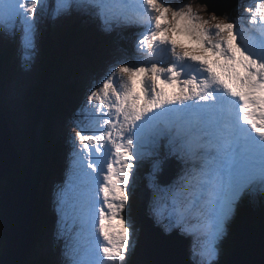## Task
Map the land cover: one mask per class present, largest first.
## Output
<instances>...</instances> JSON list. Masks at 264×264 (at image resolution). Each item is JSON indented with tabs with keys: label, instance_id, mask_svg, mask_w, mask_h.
Masks as SVG:
<instances>
[{
	"label": "snow or ice",
	"instance_id": "6c2138e0",
	"mask_svg": "<svg viewBox=\"0 0 264 264\" xmlns=\"http://www.w3.org/2000/svg\"><path fill=\"white\" fill-rule=\"evenodd\" d=\"M61 0L105 33L135 26L132 53L89 84L69 131L68 180L54 191L64 264H128L134 225L125 209L134 169L180 172L154 185L152 215L194 239L197 264H214L242 197H264V0L221 19L211 0ZM44 0H0V33L21 34L25 68ZM209 13H213L209 15Z\"/></svg>",
	"mask_w": 264,
	"mask_h": 264
},
{
	"label": "rangeland",
	"instance_id": "374dc122",
	"mask_svg": "<svg viewBox=\"0 0 264 264\" xmlns=\"http://www.w3.org/2000/svg\"><path fill=\"white\" fill-rule=\"evenodd\" d=\"M216 1L218 4L215 5L216 11L214 14L220 16L221 19H224L228 16H236L239 14L242 7L253 3L251 0H241L230 9L231 11L228 13H222L226 7L232 4V0H224L223 3H221L220 0ZM44 2V11L41 12L39 9L37 11L38 24L34 41V50L31 54V59L28 62L27 68L24 66L25 61L23 60V57L25 55V50L22 46L21 34L19 32H16L15 35L0 33V52L4 55L5 52L8 53L9 49L11 50V48H13L11 55L7 56L9 59L8 66H6V63L4 62L2 75L3 81L0 84V117L6 119L9 124L10 135L12 136L11 141L13 145H15L14 147L18 154V158L16 159L17 163L15 165V170L17 173L21 169H25L26 171L32 167V161H35L34 159H31L32 152L34 151L33 148L35 149L37 142L42 139L41 127L43 123L41 122L42 124L40 123L37 126V130L35 132L34 121L36 123L35 116L37 110L42 106L45 108L44 105L35 108L37 101L40 99L39 91L41 89L39 84L45 73L44 64H46L47 61L44 47L46 42L45 34H47L49 31L51 37L57 35L58 38H61L62 36L64 37L68 35L66 34V31L70 24L77 23L85 26V29H82L81 31L82 39H78L77 43L72 48L70 56L65 59V63L60 67V73L53 77L47 78V80H49L48 82L52 83L53 85L63 84V86L72 87H67L64 89L63 95L66 99L59 110L61 112L57 115H54L51 120L52 131L49 133V144L53 149L51 158H54V160L50 162L52 166V169L50 168V170L53 172L55 169L58 170L57 167L61 154V170L63 171L64 166L71 158L72 148L68 134L72 127V118L74 113L78 111L85 101L86 91L89 84H91L94 80L99 79L101 70L107 62L116 57L125 54L130 55L132 53L135 39L137 38V34L140 31V29L137 27L130 26L108 34L101 30L99 22L96 19L94 20L93 17H91V19L87 15L82 14L75 9H72L67 13L57 14L56 10L61 4V0H44ZM172 2L181 3L182 0H172ZM190 2L194 4L195 10L198 12H203L207 6L206 3H201L200 0H190ZM211 14L213 13H209V15ZM54 48V51L62 50L59 46V43H54ZM44 90L48 91V89ZM49 113L50 112L48 111L47 115ZM56 144L59 145L58 148H55ZM62 149L63 153H61ZM160 159L162 160V163L158 170L153 169L152 159L146 158L142 162H139L138 166L134 169L132 177L133 183L130 185V188H135L136 185L139 186L141 184L143 177L140 178L138 174H136L137 170L140 171L142 164L149 162L151 165V170L144 178L146 187L150 191V203L148 207V211H150L149 213H151L150 205L154 196V185L158 186L160 189H165L174 180H176L180 172L179 169V172L176 171V175L173 173L174 167L172 157L164 158L161 156ZM28 164L30 165L29 167H27ZM67 167L69 170L70 164H68ZM57 170L52 173V175H54L53 183L49 182L50 189L49 191L46 190L45 196L43 194L45 193L43 186L45 182L49 180V178H46L40 185H37L36 187L35 200L37 199V202H39V199L43 201L44 210H46L44 207L45 200L48 201L49 199V203L54 205V193L51 190L56 189L54 187L55 183L56 185H63L65 183V180L62 179L61 181L58 177H55V175H57ZM160 173H166L167 175L171 174V176L165 183H160ZM23 174L24 172L22 171V176ZM20 180H22V178ZM1 188L3 189L4 187ZM47 188L48 185L46 189ZM2 189H0V193L2 192ZM133 192L134 191H132V195ZM244 198L245 196L242 197L239 202L241 203ZM135 203L136 200L134 201L133 197L132 199L130 198L129 205L126 207L125 213L134 225L135 231L133 239L136 241L139 229L138 224L136 223L137 221L132 217V213L135 212ZM55 210L56 209L54 205V209H52L51 212H54ZM51 212H48V209L46 210V214L48 216L47 221L51 220L50 228H47V226H37L35 228L38 229V231H34L33 239H31L30 250L28 251V257L30 256L32 259L39 262L48 260V264H64L65 258L62 255L64 240L57 237V224L54 225V216ZM239 212V206L237 205L234 216L227 224L226 235L224 236L226 239L224 238L225 240L222 239L219 242V254L217 259L221 256L220 250L224 241L225 245L229 243L228 239L230 236L228 232L231 222L235 217H237ZM48 223L49 222L44 224L48 225ZM162 228L164 231V225ZM254 230L256 231L257 237H259L261 235L260 232L257 229ZM165 232L169 234L176 232L179 236L189 239L188 247L183 246L179 247L178 249H175L174 247L167 248V250H169L171 253H174L175 258H183L184 264H190V258L195 260L197 263L198 258L193 256V237L191 238L189 235L182 233L178 229ZM245 233L249 235L255 232L245 231ZM54 235H56V237L53 240L52 237ZM4 248L5 246L0 241V254L3 253ZM130 256L131 254L129 255V258ZM129 258L128 264H130Z\"/></svg>",
	"mask_w": 264,
	"mask_h": 264
},
{
	"label": "water",
	"instance_id": "95a60500",
	"mask_svg": "<svg viewBox=\"0 0 264 264\" xmlns=\"http://www.w3.org/2000/svg\"><path fill=\"white\" fill-rule=\"evenodd\" d=\"M224 0H220L223 3ZM217 5L216 0H211ZM233 2V0H232ZM220 3V4H221ZM233 4L226 7L222 13H226ZM3 64L0 62V84L2 83ZM47 109L40 107L36 115L37 127L45 119ZM9 124L6 119L0 117V186L6 176L16 165L18 154L12 144ZM11 142V143H10ZM33 166L24 172L22 180L5 187L1 192L0 226L5 241V248L0 257V264H24L30 249L31 238L34 232L32 220L35 206V193L37 181ZM141 205L138 208L140 231L136 239V246L130 256V264H184L183 258H175L174 253L167 250L168 247L178 249L180 244L175 236L164 237L154 226L152 218L147 215V207L150 202L148 188L140 190ZM255 229L253 227L248 230ZM260 236L255 233H245V228H239L236 233V244L222 264H264V230H258ZM151 252V253H150ZM149 256V259H145ZM150 261V262H149Z\"/></svg>",
	"mask_w": 264,
	"mask_h": 264
},
{
	"label": "trees",
	"instance_id": "16d2710c",
	"mask_svg": "<svg viewBox=\"0 0 264 264\" xmlns=\"http://www.w3.org/2000/svg\"><path fill=\"white\" fill-rule=\"evenodd\" d=\"M92 26V25H91ZM82 29H85V26H82L80 24L74 23L70 24L66 31V36H62L61 38H58V36L51 37L50 32L48 31L47 34H45V54H46V64H44V75L42 80L40 81V91H39V97L40 99L37 101L35 108H38L41 105H44L45 107H49V114L45 118V120L41 123V132H42V139L37 142L35 149L33 148L31 159H34L35 161H32V166L35 171V176L37 179V183L39 184L41 178L46 179L50 178L52 176V170L50 168L52 167L50 162L54 160V158H51L52 156V147L49 144L50 143V131H52V123L51 120L53 116L57 113H60L59 111L61 109V106L64 104L65 97L63 95L65 88H72L71 86H63V84H52L49 83L47 80L48 77H53L60 73V67L63 66L65 63V59H67L70 54L72 48L77 43L78 39H82ZM132 31V30H129ZM61 39V40H60ZM54 43H59V46L61 47V51H54ZM11 50L9 49L8 53H5L4 56V62L6 63V66L9 64V59L7 56L11 55ZM44 89H48V91H45ZM35 126V122H34ZM58 144L55 145V148H58ZM34 156V158H33ZM57 160V159H56ZM55 160V161H56ZM176 165H178L176 163ZM30 165L28 164L27 167ZM150 163L147 162L144 164V167L141 168V174L144 175V178L146 177V174L150 171ZM178 168V167H177ZM16 167H14L6 176H4L2 180L1 187H10L15 183L17 180H20L22 178V171L24 172L25 169H21L16 172ZM145 182L141 183V187L145 186ZM138 188L135 191V194L133 196L134 201L136 200V203L134 204V210L135 212L132 213V217L137 221L136 223L139 225V219H138V207L140 206V198H139V189ZM1 194V193H0ZM38 194V193H37ZM44 194V193H43ZM37 200V199H36ZM44 200V199H43ZM44 205H46V202H44ZM0 206H1V198H0ZM43 212V215H40V213ZM147 214L149 217L153 218V215L149 213L150 211L147 210ZM45 211L43 208V201L39 199V202L36 205V212L34 213V222L37 226H45L47 223V218L45 215ZM237 222L233 221L232 223V230H229V243L225 245V241L221 246V256L217 259L215 264H222L226 258L231 254L233 251V248L235 247V241H236V229L239 226H245V225H258L262 226L264 228V197L260 196H249L247 199H245V204L243 208L241 209L240 216L237 217ZM154 223L157 224L158 222L154 220ZM233 228L235 230H233ZM38 231V229H36ZM225 238V237H224ZM223 238V239H224ZM226 239V238H225ZM224 239V240H225ZM227 240V241H228ZM0 241L5 246L4 237L2 235L1 226H0ZM226 241V242H227ZM137 242V241H135ZM225 251V252H224ZM2 252V251H1ZM2 254V253H1ZM0 254V256H1ZM192 261H194L192 259ZM195 262V261H194ZM24 264H48V260L45 261H36L32 259L30 256L27 258L24 262Z\"/></svg>",
	"mask_w": 264,
	"mask_h": 264
},
{
	"label": "bare ground",
	"instance_id": "6f19581e",
	"mask_svg": "<svg viewBox=\"0 0 264 264\" xmlns=\"http://www.w3.org/2000/svg\"><path fill=\"white\" fill-rule=\"evenodd\" d=\"M251 1H253L254 2V0H251ZM232 4H233V2H232ZM81 15V14H80ZM90 18H91V16H89ZM92 19V18H91ZM95 20V19H94ZM9 41V40H8ZM6 109V108H5ZM6 111H8V110H6ZM11 143V142H10ZM13 144V143H12ZM15 146V145H14ZM61 153H63V149H62V151H61ZM62 155V154H61ZM61 155H60V161H59V163H58V170L57 169H55L54 171H56L57 170V175H55V177H58L61 181H62V179L63 180H65V181H67L68 180V174H69V170H68V164H70V159H69V161H68V163L64 166V171L63 170H61V167H62V165H61ZM165 164H166V161H165ZM53 171V172H54ZM62 171V172H61ZM52 172V173H53ZM139 172H138V170H137V173L136 174H138ZM161 174V173H160ZM35 175V174H34ZM171 176V174H166V173H163V174H161L160 175V183H165L167 180H168V178ZM53 177H54V175H52V176H50V178H49V180L48 181H46L45 182V184H44V186H43V190H44V196L46 195V190L47 191H49V182H51V183H53ZM137 178V177H136ZM135 181H137V180H135ZM137 183V182H136ZM47 185H48V188L46 189V187H47ZM56 183H55V188H56ZM51 191H53V193H54V191H55V189H53V190H51ZM38 193V192H37ZM35 195H36V193H35ZM36 198H37V196H36ZM44 198H46V197H44ZM45 202H46V205H44V207H45V209L47 210L48 209V212H51V210L52 209H54V205L52 204V203H49V199H48V201H46L45 200ZM36 203H37V200H35V207H34V213L36 212ZM46 210H44L45 211V216L46 217H48L47 216V214H46ZM34 213H33V218H32V220H34ZM52 214H53V216H54V225H56L57 224V220H58V215H57V213H56V210L54 211V212H51ZM48 220V219H47ZM47 222H49L48 223V225H47V228H50V222H51V220L50 221H47ZM53 227V226H52ZM252 231L254 232V229H252ZM33 235H34V232H33ZM55 237H56V235H54L53 237H52V239L54 240L55 239ZM31 239H33V236H32V238ZM180 247H182V245L180 244ZM52 252V251H51ZM50 252V253H51ZM151 253V252H150ZM145 259H149V256H147V258H145Z\"/></svg>",
	"mask_w": 264,
	"mask_h": 264
},
{
	"label": "clouds",
	"instance_id": "9594fccd",
	"mask_svg": "<svg viewBox=\"0 0 264 264\" xmlns=\"http://www.w3.org/2000/svg\"><path fill=\"white\" fill-rule=\"evenodd\" d=\"M8 187V186H7Z\"/></svg>",
	"mask_w": 264,
	"mask_h": 264
}]
</instances>
